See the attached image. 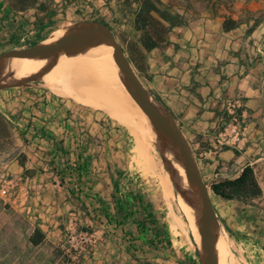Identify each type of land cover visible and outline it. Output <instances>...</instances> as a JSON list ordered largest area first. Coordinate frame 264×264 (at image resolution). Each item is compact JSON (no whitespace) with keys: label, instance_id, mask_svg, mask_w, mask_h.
Wrapping results in <instances>:
<instances>
[{"label":"crops","instance_id":"0c3cea01","mask_svg":"<svg viewBox=\"0 0 264 264\" xmlns=\"http://www.w3.org/2000/svg\"><path fill=\"white\" fill-rule=\"evenodd\" d=\"M142 2L37 0L19 11L10 0H0V48L68 29L61 27L71 20L92 23L110 17L116 26L112 33L125 52L129 48L150 102L179 129L207 188L252 168L261 196L249 202L223 200L212 192L209 197L227 250L231 247L243 264H264V0L196 3L193 18L172 26L161 40L150 35L153 47L134 25ZM145 3L152 8L150 15L168 28L156 10L173 14L171 1ZM82 23L88 22L69 28ZM1 96L0 114L11 126L15 153L1 163L14 188L9 212L47 233L45 239L74 213L100 237L94 254L101 264L119 251L131 253L128 240L148 234L149 224L144 235L135 225L139 214L151 209L145 199L168 189L160 169L139 164L147 160V141L122 135L118 125L70 107L41 86ZM154 135L169 151L166 139ZM159 149L162 157L173 158ZM157 195L166 201L162 193ZM180 240L186 248L195 243L183 234Z\"/></svg>","mask_w":264,"mask_h":264},{"label":"rangeland","instance_id":"374dc122","mask_svg":"<svg viewBox=\"0 0 264 264\" xmlns=\"http://www.w3.org/2000/svg\"><path fill=\"white\" fill-rule=\"evenodd\" d=\"M206 2L207 0H201L200 2H195L194 0H172L171 4L172 7H174L172 17L176 19L175 13L178 12H176L175 9H185V12L182 13V17L183 21L186 22L187 20L193 18L196 11H198L196 10L197 8L195 7V4H205ZM87 20L88 21H79L78 19L71 20L67 24H64L61 28H73V26H76V24L80 22L90 23V19ZM99 20L97 19L93 22L103 24L108 27V29L111 31L116 29V26H114V23L110 17H103ZM75 28L76 27H74V29ZM155 30L159 32L157 28ZM115 32L117 31L115 30ZM50 34L51 33H49V35ZM49 35H34L29 38L11 41L6 45V47L0 48V54L11 49L43 45L48 41ZM123 41L124 40L122 38L120 42ZM120 44L125 49L124 45H122L123 43ZM92 51L98 57V62H101V66L105 76L114 85L118 86L122 90H125L123 89V85L118 82V76L111 61L102 58V56H100L94 50ZM70 53L66 55H69ZM61 57L62 56L52 59H36L39 60V62L34 64V66L32 67L29 79L20 82H10L0 85V97H2L1 95H4L7 98L12 95L15 97L17 96L18 92L24 89L25 87L32 88V86H41L42 89L46 90L50 94L55 93V96L59 100H63L72 108H81L87 110L89 113L99 114L101 118L112 122L115 125H118V127L122 131V135H129L133 138V140L138 137H141L143 142H145L146 140L148 148L147 160L145 161L144 158L142 161L139 162V164H142L143 162L151 163V169L153 171L157 167L158 169H160L161 175L165 176L168 179V189L166 191L161 190V192H159L158 190L154 191L151 195V198L147 197L145 200L146 202L151 203V209H147L148 212H142L141 214H139L140 216H138V222H147V219H149L148 222H150L151 224L148 226V234H143L144 236H142L141 238L135 237L134 239H130L131 242L129 243L128 248L131 250V253L119 251L112 255V257L106 258L105 262L107 264H201L198 254V242L195 240L191 230L192 214L190 213L189 216L187 214L185 215V212L179 203V195L182 197V193L180 189H178V186L172 177V173L170 172L169 168V162L166 157H162L163 155L161 154L160 149L155 144L154 134L158 135L159 131L154 128L153 123H151L145 115L141 114V111L139 108H137V105L131 107L130 105H128L127 102L122 100V104L120 103V111L118 110L116 112V115H112L108 114L105 110L99 107H97L96 109V106L87 104L86 101L82 98H78L79 100H81L78 101V99L74 96L81 97L82 95H79L80 93L78 92H72V88L79 89L83 86H81L83 82H76L72 80L70 74H67L66 77V72H60L58 70L60 68L62 70L65 69V64L62 61ZM44 61H47L48 66H45L43 74L48 76V74H51L54 71L52 74L53 78L51 77V80L47 76L41 78L34 77L33 75L34 67H40L44 63ZM54 66L55 68L58 67L57 70L54 68ZM39 67H37V69ZM71 80L73 82H71ZM71 93L76 94L72 95ZM143 133L145 135H143ZM148 134L152 135L153 137L149 139ZM134 135L136 137H134ZM2 147V149L0 148V202L4 200L7 204H5V206H2L0 204V264H71L70 256L66 251L67 233L65 230V226H61V228L56 234L50 235L49 237H47V239H45V235H47V233L45 235L42 233V242L37 246H33L29 243L28 240L29 237L33 235L34 230H36L33 229V224L27 220H21L20 218L16 217L15 215H12V213L9 212L12 208L9 207L8 200L10 197H12L14 188L12 185H8V181H6L5 170L1 163H5L9 161L12 157H14L15 153L13 151V141L11 140L10 142H7ZM168 147L170 148L169 151H173L170 144H168ZM171 151L170 153L174 158V155ZM21 162H23L22 159ZM174 171L175 169L172 172ZM187 188L193 194L197 202V197L192 191V185L190 184L188 179ZM2 189H8V194L5 196L2 195ZM208 190V193L211 195L210 188H208ZM158 193H162V195L166 197L165 202L160 201V198H158L157 195ZM157 198L159 200H156ZM117 207L121 208L122 206L118 205ZM144 213L150 214L146 216V214ZM77 223L78 227H80L81 229L94 232L97 241L94 247H92L91 249H87L80 255L78 264H101V261L99 260L98 256L94 254L95 250L98 247L100 237L92 227L82 225L79 222ZM182 234L185 235V237H190L192 240L194 238L195 243H193L191 246L189 245V248H186V246L181 244L182 241L180 240V237ZM220 242L221 247L222 244H226L222 234H220ZM192 249H195L196 252H192ZM190 250L191 253L188 255ZM230 251L231 252L228 251V254L232 256L235 263L243 264L240 261L238 254L231 247Z\"/></svg>","mask_w":264,"mask_h":264},{"label":"water","instance_id":"95a60500","mask_svg":"<svg viewBox=\"0 0 264 264\" xmlns=\"http://www.w3.org/2000/svg\"><path fill=\"white\" fill-rule=\"evenodd\" d=\"M82 46L106 47L114 56L122 85L140 111L169 139L176 149L192 191L200 203L198 254L201 264H217L216 231L217 219L210 201L208 188L186 148L179 129L162 115L150 102L148 93L141 84L124 48L111 30L99 23H82L65 38L47 44L11 49L0 54V68L14 58L52 59L64 56Z\"/></svg>","mask_w":264,"mask_h":264},{"label":"bare ground","instance_id":"6f19581e","mask_svg":"<svg viewBox=\"0 0 264 264\" xmlns=\"http://www.w3.org/2000/svg\"><path fill=\"white\" fill-rule=\"evenodd\" d=\"M74 29L68 28V29H59L57 31H54L49 35V39L46 42L47 44L59 41L66 36H68L70 33H72ZM43 45H47V44ZM84 47V48H83ZM78 50H74L69 55L62 56L61 59L65 64V69H58L60 72H66L67 74H70L72 80L78 82L82 81L81 84L82 87L79 89L72 88V92H78L79 96H74L75 98H82L86 101L87 104H91L93 106L99 107L103 110H105L108 114L116 115V112L120 111V103L121 101H125L130 105L131 107L136 106V104L133 102V100L130 98L127 90H122L118 86L114 85L104 74V71L101 66V62H98V57L94 54L92 50L97 52L102 58L110 60L111 63L114 66V69L118 76V82L122 84L117 67L115 62V56L113 52L106 48V47H90V46H82L77 48ZM92 49V50H90ZM81 50V51H79ZM60 59V60H61ZM39 60L32 59V58H14L7 63H5L0 68V85L10 82H20L24 80H28L30 77V73L32 70V67L34 64L38 63ZM49 63V62H48ZM41 65V64H40ZM47 65V61H44V63L37 69V67H34L33 75L34 77H45L47 75L43 74V70L45 69V66ZM48 66V65H47ZM60 67V66H59ZM55 68V66H54ZM58 68V67H57ZM57 68H55L57 70ZM52 71V70H50ZM54 72V71H53ZM48 74V78H53L52 74ZM57 77V75H56ZM71 80V82H73ZM50 82V81H48ZM80 83V82H79ZM64 85V84H63ZM79 87V86H78ZM118 90V93H117ZM68 91V90H67ZM65 91V92H67ZM72 94V93H71ZM76 94V93H74ZM72 94V95H74ZM122 104V103H121ZM138 108V106H137ZM155 108L163 115L164 113L161 111V109L158 106H155ZM123 110V109H122ZM124 112V111H123ZM122 112V113H123ZM142 115H144L141 112ZM119 116V115H117ZM115 117V116H114ZM150 121V120H149ZM125 122V121H124ZM151 122V121H150ZM152 123V122H151ZM154 125V124H153ZM154 128H156L159 136H162L166 139L167 145L170 144L172 147L171 151L174 155V159L172 157L169 158V168L170 172L172 173V177L174 181L176 182L178 189H180L182 193V197L179 195V203L182 207V209L185 212V215L191 213V230L193 233V236L195 240L199 241V209H200V203L197 198V202L193 194L188 190L187 188V179L186 175L183 169L182 162L180 160V157L174 148V146L170 143L169 139L160 131V129L154 125ZM143 135H145L143 133ZM149 135V139H151L153 136ZM155 144L157 147L163 149L167 155H170V152L166 150L165 143L158 139L154 135ZM170 149V148H169ZM162 152V151H161ZM175 169L174 172H172ZM209 191V190H208ZM184 192V193H183ZM190 197H189V196ZM194 213V214H193ZM216 262L217 264H236L232 256L228 254L227 251V245L222 244L220 242V232L216 231ZM224 243V241H223ZM225 255H224V252Z\"/></svg>","mask_w":264,"mask_h":264},{"label":"trees","instance_id":"16d2710c","mask_svg":"<svg viewBox=\"0 0 264 264\" xmlns=\"http://www.w3.org/2000/svg\"><path fill=\"white\" fill-rule=\"evenodd\" d=\"M10 1L14 9L23 11L31 7L34 3H36L37 0H10ZM170 1L172 2V0ZM194 1L200 2L201 0H194ZM151 9L150 6L145 3V0H143L140 10L135 15V19H134V25L137 30L141 31L142 39L144 40L145 44L148 47H153L155 45V43L151 39L150 36L151 34L154 36L156 40H161L163 38V35L172 26L182 25L185 23L183 21L182 14L180 13H175L176 19H174V17H172V14L169 13L168 11L161 12L155 9L158 12V16L168 24V28H166L161 24L159 20L155 19L150 15ZM228 26L229 24L228 25L226 24L225 27L227 28ZM156 28L159 30V32L155 30ZM126 54L130 63L137 69V64L132 59L131 54L129 53V48L128 50L126 49ZM11 140H12L11 126L7 123L5 118L0 114V148L2 149L3 148L2 146L5 145L7 142H10ZM18 162L21 164L22 163L21 159L18 160ZM210 190L214 195L220 197L223 200H238L242 202H249L250 200L257 198L262 194V191L255 179L254 172L252 168L249 166H246L242 170L238 178L234 180L220 181L218 183L212 184ZM106 219L108 220L107 217ZM148 221L149 219H147V222L140 221L135 224L137 228V232L139 234L143 235L147 233V226L145 225V223L149 225L151 224ZM42 238H43L42 233L38 229H36L34 230L33 235H31L28 240L31 245L37 246L42 242ZM128 242L131 241L128 240Z\"/></svg>","mask_w":264,"mask_h":264},{"label":"built area","instance_id":"2783aa9c","mask_svg":"<svg viewBox=\"0 0 264 264\" xmlns=\"http://www.w3.org/2000/svg\"><path fill=\"white\" fill-rule=\"evenodd\" d=\"M8 185H12L8 182ZM8 189H2L1 194L7 195ZM77 217L74 213H70L66 221V251L70 256L71 264H78L80 255L87 249H91L96 244V237L94 232L83 230L78 227Z\"/></svg>","mask_w":264,"mask_h":264}]
</instances>
